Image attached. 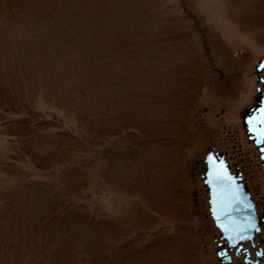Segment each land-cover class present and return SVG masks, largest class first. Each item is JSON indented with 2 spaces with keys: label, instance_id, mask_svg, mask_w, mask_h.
I'll list each match as a JSON object with an SVG mask.
<instances>
[{
  "label": "trees",
  "instance_id": "1",
  "mask_svg": "<svg viewBox=\"0 0 264 264\" xmlns=\"http://www.w3.org/2000/svg\"><path fill=\"white\" fill-rule=\"evenodd\" d=\"M164 1L0 0V169L17 179L0 206V264H197L182 174L135 147H179L171 120L184 124L197 87L226 70L194 0ZM93 177L136 199L113 217L90 210ZM154 183L166 185L151 201Z\"/></svg>",
  "mask_w": 264,
  "mask_h": 264
},
{
  "label": "rangeland",
  "instance_id": "2",
  "mask_svg": "<svg viewBox=\"0 0 264 264\" xmlns=\"http://www.w3.org/2000/svg\"><path fill=\"white\" fill-rule=\"evenodd\" d=\"M255 1L258 0H194V11L203 18L205 25L219 37L220 46H217L216 43L214 46L217 50L218 63L223 64L226 70L225 78H222L223 81L218 86L201 82L202 84L197 87L198 93L191 99L193 106L191 111L187 112L188 119H185L184 124L181 125L176 120H171V129L174 134L176 132L182 134L183 140L181 144L177 145L179 147L161 149L160 153H154V150H150V145L144 146L145 143L135 147V149L140 148L141 151H151L148 154L157 167V171L165 173L166 177L167 175L170 177V173L177 170L179 174H182L181 185L188 195L190 225L194 227V238L199 249L196 260L204 264H212L211 255L207 253V251L210 252L212 245L210 220L204 217L205 210L201 209L200 211L194 208L190 196L194 187L202 194L201 184L197 180V169L202 163L205 153L212 147H223V139L227 136L228 128L232 132L236 129V132L240 133L241 110L252 102L251 99L255 92V66L264 57V30L256 31L250 28L249 22L251 21L252 25H264V11L261 10L260 13L248 16L242 21L236 18L238 13L244 10L246 4ZM261 1H263L262 6L264 7V0ZM164 2L171 5L172 9L177 8V0H165ZM172 53L170 51V55ZM37 107L41 110L49 109L42 100L37 102ZM48 112L53 113L51 110ZM55 113L63 119L64 126L67 127L73 123L71 115L66 116L63 110H57ZM9 151L8 138L0 133V161L4 160L5 162L9 159ZM23 166L25 169H32L30 164ZM1 170L0 206L5 193L9 192L11 187L17 183L15 177L9 176ZM152 170L156 171L153 167ZM33 178H39V174H35ZM141 182H135V187ZM165 185L154 183L153 186L147 187L146 192L152 196L149 199L151 201L160 200L159 196H162L161 190L165 189ZM86 196L89 209L96 210L105 217L116 216L129 208L136 199L135 194L124 193L107 182L99 181L96 177H93L88 190H86ZM168 209L173 214L176 204L170 206L168 202ZM169 226L166 232L171 231Z\"/></svg>",
  "mask_w": 264,
  "mask_h": 264
},
{
  "label": "flooded vegetation",
  "instance_id": "3",
  "mask_svg": "<svg viewBox=\"0 0 264 264\" xmlns=\"http://www.w3.org/2000/svg\"><path fill=\"white\" fill-rule=\"evenodd\" d=\"M254 83L252 102L241 110L240 133L228 128L223 147H212L205 153L197 169L202 194L194 187L190 196L194 208L205 210L204 217L210 220L212 245L207 253L211 255L212 264H264V67L254 70ZM209 152L215 162H222L220 166L224 167L234 192L245 198L239 207L252 217L245 236L237 240L223 237L209 215V187L204 184L207 172L205 156ZM182 195L186 218L191 219L184 188ZM196 256L198 258V254ZM197 264L204 263L197 260Z\"/></svg>",
  "mask_w": 264,
  "mask_h": 264
},
{
  "label": "water",
  "instance_id": "4",
  "mask_svg": "<svg viewBox=\"0 0 264 264\" xmlns=\"http://www.w3.org/2000/svg\"><path fill=\"white\" fill-rule=\"evenodd\" d=\"M262 67H264V58L259 61L256 69ZM205 162L207 172L204 184L209 187L208 207L210 216L223 237L235 240L242 238L252 221V217L239 207L245 198L239 194L236 195L232 182L225 175L224 167H221L222 162H215L211 152L206 154ZM246 205L247 207L249 205L247 200Z\"/></svg>",
  "mask_w": 264,
  "mask_h": 264
}]
</instances>
